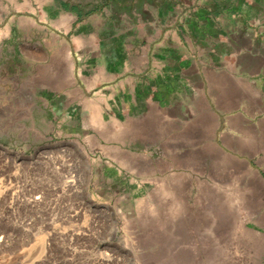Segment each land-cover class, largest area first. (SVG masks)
<instances>
[{
  "label": "crops",
  "instance_id": "1",
  "mask_svg": "<svg viewBox=\"0 0 264 264\" xmlns=\"http://www.w3.org/2000/svg\"><path fill=\"white\" fill-rule=\"evenodd\" d=\"M2 3L0 40L11 39L0 51L25 64L24 78L0 81L4 110L59 114L81 99L102 109L113 102L159 150L153 163L200 181L166 194L201 197L210 220L213 206L235 196L264 212V0ZM225 179L251 186L220 187Z\"/></svg>",
  "mask_w": 264,
  "mask_h": 264
},
{
  "label": "rangeland",
  "instance_id": "2",
  "mask_svg": "<svg viewBox=\"0 0 264 264\" xmlns=\"http://www.w3.org/2000/svg\"><path fill=\"white\" fill-rule=\"evenodd\" d=\"M24 66L18 52L0 51V81L24 78ZM99 105L81 99L56 114L0 102V264H264V212L248 208L258 206L231 197L210 220L201 197L166 194L200 181L153 163L159 150L131 117Z\"/></svg>",
  "mask_w": 264,
  "mask_h": 264
}]
</instances>
